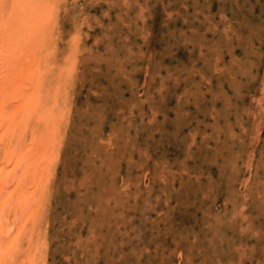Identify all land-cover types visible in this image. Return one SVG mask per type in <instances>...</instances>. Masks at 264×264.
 Returning a JSON list of instances; mask_svg holds the SVG:
<instances>
[{
	"label": "rangeland",
	"instance_id": "374dc122",
	"mask_svg": "<svg viewBox=\"0 0 264 264\" xmlns=\"http://www.w3.org/2000/svg\"><path fill=\"white\" fill-rule=\"evenodd\" d=\"M39 2L36 262L264 264V0Z\"/></svg>",
	"mask_w": 264,
	"mask_h": 264
},
{
	"label": "bare ground",
	"instance_id": "6f19581e",
	"mask_svg": "<svg viewBox=\"0 0 264 264\" xmlns=\"http://www.w3.org/2000/svg\"><path fill=\"white\" fill-rule=\"evenodd\" d=\"M7 1L8 0H0V264H36L37 257L39 256L37 255L39 250L38 245L35 244V240L32 239L31 232H29L30 234L28 235L27 233L25 235L24 232L26 228L35 224L36 216L39 211H41L43 197L41 195L44 194V183L46 182L45 179H40V172L42 174V171L39 172V168L41 165L40 161L47 157H43L40 154L42 152L47 153L46 149L49 145L47 143V137L44 138V130L40 127L38 130H31V123L35 118L36 121L41 122L44 119H48L51 117L52 112L48 110L43 113L41 112L42 114L40 113L39 117L37 116L38 108L42 104L41 101L43 97L41 90L45 71L43 72L41 61L36 54L38 43L35 42V45H33L34 42L30 40L34 39L31 37V35H33V33H31L33 31V25L36 22L47 19L51 9H47L39 0H10V3ZM71 1L72 0H70V2ZM77 5L79 8V3ZM61 6L64 5L61 4ZM28 7L31 11L30 13H27ZM67 9L68 6L65 10L68 11ZM71 9L75 10L74 8ZM60 11H62V9ZM62 13L63 12H61V15ZM64 15L65 14H63V17ZM29 17L32 19H29ZM79 20L83 21L81 19ZM27 28L31 32H28ZM81 29L83 30L82 27ZM69 32L71 35V31ZM67 37L69 36L67 35ZM75 41L77 42V40ZM81 41L82 40H80V43ZM58 58L56 57L55 59ZM61 60L63 61V59ZM72 61L73 60H71V62ZM73 69L75 70L76 68L73 66ZM74 78L77 79L78 75L77 78L76 75ZM51 127L52 125L50 128ZM60 140L62 139L60 138ZM52 142L54 141H51V143ZM38 154L41 156L40 158H38ZM48 156L51 158L50 160H52L53 153L50 151ZM44 162L48 164L50 161L45 160ZM32 171L34 172L31 175ZM51 187H53V185ZM51 195H53V193ZM55 208L57 207L55 206ZM24 235L30 241H28L30 245H33L35 249L34 253L27 254V256L24 255V250H21L23 247L22 244L25 241V238H23Z\"/></svg>",
	"mask_w": 264,
	"mask_h": 264
}]
</instances>
